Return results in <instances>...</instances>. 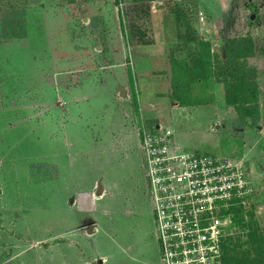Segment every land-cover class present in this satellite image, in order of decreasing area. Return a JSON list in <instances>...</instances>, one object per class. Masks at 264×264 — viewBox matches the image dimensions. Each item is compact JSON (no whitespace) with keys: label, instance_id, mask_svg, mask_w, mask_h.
Wrapping results in <instances>:
<instances>
[{"label":"rangeland","instance_id":"374dc122","mask_svg":"<svg viewBox=\"0 0 264 264\" xmlns=\"http://www.w3.org/2000/svg\"><path fill=\"white\" fill-rule=\"evenodd\" d=\"M242 38L259 120L226 97ZM159 124L244 165L224 264H264V0H0V264H161L141 147Z\"/></svg>","mask_w":264,"mask_h":264},{"label":"built area","instance_id":"2783aa9c","mask_svg":"<svg viewBox=\"0 0 264 264\" xmlns=\"http://www.w3.org/2000/svg\"><path fill=\"white\" fill-rule=\"evenodd\" d=\"M141 144L162 264H224L233 216L250 209L254 186L243 164L180 149L169 127Z\"/></svg>","mask_w":264,"mask_h":264},{"label":"trees","instance_id":"16d2710c","mask_svg":"<svg viewBox=\"0 0 264 264\" xmlns=\"http://www.w3.org/2000/svg\"><path fill=\"white\" fill-rule=\"evenodd\" d=\"M251 39L242 38L239 40H229L225 46L226 61L228 64V75L230 82L227 85L226 97L230 104H234L242 111L246 117H252L259 120L261 108L259 102V84L256 69H248L245 59L241 54L251 48ZM202 61V60H201ZM203 63V61H202ZM202 68L206 69L203 63ZM174 99L179 100L177 97ZM243 209L239 208L238 212ZM226 264H229L228 257Z\"/></svg>","mask_w":264,"mask_h":264},{"label":"crops","instance_id":"0c3cea01","mask_svg":"<svg viewBox=\"0 0 264 264\" xmlns=\"http://www.w3.org/2000/svg\"><path fill=\"white\" fill-rule=\"evenodd\" d=\"M130 92V91H129ZM121 93H122V95L123 96H125L126 95V90L125 89H122L121 90ZM115 94V93H114ZM113 94V95H114ZM130 94H131V92H130ZM132 94H133V96H134V91H132ZM115 97V96H114ZM139 97H140V94H139ZM160 125V124H159ZM173 138H174V141H175V143L177 144L178 143V141L176 140V138H175V132H174V136H173ZM125 154H123V155H126V156H128V155H130V154H128V152L126 153V152H124ZM128 154V155H127ZM125 156V157H126ZM128 158V157H127ZM105 173H109L108 171L107 172H105ZM105 177H106V175H105ZM99 184H98V186H99V189L97 190L98 191V195H102L100 198L102 199L105 195H107L108 193H110L111 191H107V187L109 186V185H107L105 182H104V180H100V182H98ZM113 184V189L114 188H117V187H119L118 186V184H117V182H114V183H112ZM91 188V190H86V191H84V192H82V193H84L83 195H84V197L85 198H88L90 201V203H92V202H95V198H96V196H94V190H93V186H91L90 187ZM112 191H114V190H112ZM112 193V192H111ZM114 196H113V194H112V197L111 198H113ZM100 199V200H101ZM72 204H74V205H76V199L74 200H72ZM93 204V203H92ZM94 212L96 211V210H94V209H92ZM106 211H108V210H106ZM152 211H153V214H154V209H153V206H152ZM86 215V213H83V212H78V216H79V220L78 221H81V220H83L84 218H87V217H84ZM87 216V215H86ZM154 216H155V214H154ZM156 221V220H155ZM83 225V229H80V223L78 222V225H77V229L75 230V231H78V232H80L81 234H82V237H84V236H88L89 238H92V237H94V234H93V229L91 228V226H89V229H88V231H86V232H82V230H84V227L85 226H87V225H84L83 223H81V226ZM156 238H157V227H156ZM157 241L159 242V239L157 238ZM159 244H160V242H159ZM160 248H161V245H160ZM80 261L81 260H77V264H81L80 263ZM108 262H109V260H107ZM107 261H104L102 258L99 260V264H105V263H108ZM161 262H162V259H161ZM162 264V263H161Z\"/></svg>","mask_w":264,"mask_h":264}]
</instances>
